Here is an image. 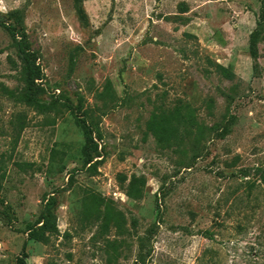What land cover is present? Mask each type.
<instances>
[{
	"label": "rangeland",
	"instance_id": "rangeland-1",
	"mask_svg": "<svg viewBox=\"0 0 264 264\" xmlns=\"http://www.w3.org/2000/svg\"><path fill=\"white\" fill-rule=\"evenodd\" d=\"M263 175L264 0H0V264H264Z\"/></svg>",
	"mask_w": 264,
	"mask_h": 264
},
{
	"label": "trees",
	"instance_id": "trees-1",
	"mask_svg": "<svg viewBox=\"0 0 264 264\" xmlns=\"http://www.w3.org/2000/svg\"><path fill=\"white\" fill-rule=\"evenodd\" d=\"M76 1L77 3H80L82 0H76ZM80 10H81V13L83 14V10L81 8ZM260 24L261 22L259 23V26ZM251 36L252 37H251L250 49H251L252 55L256 58L258 56L257 30H255ZM23 99L26 100L27 103L30 105H34L36 103L30 93L24 94ZM245 175H248V172H245ZM263 179H264V175H263ZM53 203H54V199H51L46 205L47 212L39 216L37 224H40V225L30 228L31 235L35 239H38V240L43 239L44 230L45 229L51 230V228L53 227L52 226V216H53V209H54Z\"/></svg>",
	"mask_w": 264,
	"mask_h": 264
}]
</instances>
